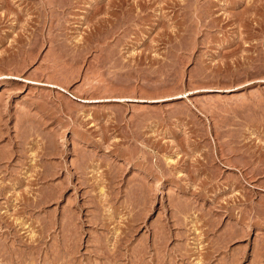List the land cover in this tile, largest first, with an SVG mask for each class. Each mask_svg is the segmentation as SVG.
<instances>
[{"label":"rangeland","instance_id":"1","mask_svg":"<svg viewBox=\"0 0 264 264\" xmlns=\"http://www.w3.org/2000/svg\"><path fill=\"white\" fill-rule=\"evenodd\" d=\"M0 78L3 263L264 264V0H0Z\"/></svg>","mask_w":264,"mask_h":264},{"label":"bare ground","instance_id":"2","mask_svg":"<svg viewBox=\"0 0 264 264\" xmlns=\"http://www.w3.org/2000/svg\"><path fill=\"white\" fill-rule=\"evenodd\" d=\"M5 77V75H2V77L1 78H4ZM0 78V79H1ZM11 78H14V79H17V80H21V81H28V82H32V83H35V82H38V81H33V80H29V79H26V78H24V77H21V76H18V75H12L11 76ZM42 84V83H41ZM45 85H49V86H52V87H57L59 90H61V91H64V92H68V90L65 88V87H63V86H61V85H56V84H51V83H44ZM74 98H78V99H80L82 102H90V101H92L93 99H88V98H80V97H78L77 95H75V94H72V93H70ZM185 96V95H184ZM184 96H182V97H184ZM94 100H99V99H94ZM9 149V148H8ZM212 153V152H211ZM5 156V155H4ZM212 157V156H211ZM214 157V156H213ZM167 159H169V161L171 160V161H173V162H175V158H173V157H171V156H169V158H166V161H167ZM216 159V158H215ZM9 160V159H8ZM210 160V159H209ZM171 163V162H170ZM169 163V164H170ZM167 164H168V162H167ZM5 168H3V169H5V170H3V169H1V167H0V169L1 170H3V171H5L6 173H5V175H3V178H4V182L2 183V182H0V196L2 197V196H5V195H7V197L8 196H10L11 194H8V191H10V189L13 187L14 188V185H16V183L15 184H13V183H11V181L9 182V180H7L6 181V179H10V175H11V172L9 171L10 170V168H9V166H7V165H5L4 166ZM2 171V173H4ZM12 171V170H11ZM37 174V173H36ZM28 175V174H27ZM180 176H182V174L180 175ZM24 179H26L25 177H23ZM22 178V179H23ZM23 179V180H24ZM33 182V181H32ZM32 182H30V183H32ZM28 183H29V181H28ZM85 183V182H84ZM83 183V184H84ZM12 188V189H13ZM135 188V187H134ZM102 189V188H101ZM102 190H104V188L102 189ZM32 192V191H31ZM101 192V191H100ZM102 193V192H101ZM103 193H105V191L103 192ZM141 194V193H140ZM22 196H24V195H22ZM42 196V195H41ZM9 198V197H8ZM8 198H7V200H8ZM24 198V197H23ZM25 198H26V195H25ZM31 198V197H30ZM29 199V198H28ZM27 198H26V200L25 201H27L28 200ZM33 199V198H32ZM32 199H31V202H30V204L29 205H32L31 203H34V202H32ZM37 199H40V198H36V201H37ZM112 199V198H111ZM42 200V199H41ZM151 200V199H150ZM35 201V200H34ZM35 201V202H36ZM39 201V200H38ZM37 201V202H38ZM43 201H44V199H43ZM45 201H47V200H45ZM1 202V201H0ZM36 202V205L39 203H37ZM41 202V201H40ZM35 204V203H34ZM142 204V203H141ZM27 205V204H26ZM124 205V204H123ZM28 207V206H27ZM29 207H31V206H29ZM32 207H33V205H32ZM36 207V206H35ZM126 207V206H125ZM142 209V208H141ZM144 210V209H143ZM146 210V209H145ZM8 211V210H7ZM137 211V210H136ZM139 211V210H138ZM5 213H7L6 211H4ZM3 211L2 212H0L2 215L0 216V224H3L5 221L3 220V218L8 214H5V216L3 215V213H4ZM141 213V212H140ZM139 215V214H138ZM6 218V217H5ZM39 218V217H38ZM132 220V219H131ZM135 221V220H134ZM197 223V222H196ZM4 227V226H3ZM74 231V230H73ZM134 231V230H133ZM130 232H131V230H130ZM46 233V232H45ZM133 234V233H132ZM45 235V234H44ZM41 237H43V234H41ZM40 237V238H41ZM115 237V236H114ZM124 237V236H123ZM39 238V239H40ZM72 238V237H71ZM120 238L121 237H119V238H117V239H119L120 240ZM38 239V238H37ZM123 239V238H122ZM129 239V238H128ZM34 240V239H33ZM41 240H43V238L41 239ZM40 240V241H41ZM71 240V239H70ZM3 241V240H2ZM39 241V240H38ZM37 241V242H38ZM66 241V240H65ZM72 241V240H71ZM118 241V240H117ZM121 241V240H120ZM129 241V240H128ZM116 242V241H115ZM119 242V241H118ZM118 242H116L117 244V246L115 245V247H118ZM127 242V241H126ZM40 243V242H39ZM114 243V242H113ZM121 243V242H120ZM124 243V242H123ZM102 244H104V243H100L99 244V246H97V247H95V249L97 248L98 249V251H99V249L102 247V249H105L104 247H103V245ZM115 244V243H114ZM39 245V244H38ZM76 245V244H75ZM124 245V244H123ZM1 247H2V244L0 245ZM36 246H37V243H36ZM53 246V245H52ZM56 246V245H55ZM120 246H122V244H120ZM119 246V247H120ZM38 247V246H37ZM123 247V246H122ZM121 247V248H122ZM3 248H5V247H3ZM3 248L2 249H0V252H1V250H3ZM12 248V247H11ZM39 248H41V247H39ZM121 248H119L118 250H116L115 252H114V256L112 255V257L114 258L115 257V255L117 256V254H119L120 252V249ZM54 248H52L51 250H53ZM101 249V250H102ZM14 250V249H13ZM13 250H12V252H13ZM40 250V249H39ZM55 251H57L56 249H54ZM106 252H107V247H106ZM114 250V249H113ZM122 250V249H121ZM6 251V250H5ZM8 251V250H7ZM16 251V250H15ZM41 251V250H40ZM109 251L111 252V250L109 249ZM3 252V251H2ZM1 252V253H2ZM11 252V251H10ZM35 253H36V251H34ZM42 252H44V251H42ZM48 252V251H47ZM99 252H101V251H99ZM140 252V251H139ZM6 253H8V252H6ZM16 253H17V251H16ZM39 253V252H38ZM52 253V252H51ZM103 253V252H102ZM109 253V252H108ZM113 253V252H112ZM45 254H46V252H45ZM54 254H56V252L54 253ZM54 254H52V255H54ZM65 254V253H64ZM68 254V253H67ZM74 254V253H73ZM0 255H2V254H0ZM13 255V254H12ZM16 255V254H15ZM56 255H58V254H56ZM98 255V254H97ZM104 255H106V254H104ZM110 255V254H109ZM111 255H110V257H111ZM21 256V255H20ZM45 256V255H44ZM46 256H47V254H46ZM45 256V257H46ZM70 256H72V254L70 255ZM107 256H108V254H107ZM2 257V256H1ZM5 257V256H4ZM9 257V256H8ZM7 257V258H8ZM50 257V256H49ZM118 257V256H117ZM11 258V257H10ZM58 258V257H57ZM1 259V258H0ZM9 259V258H8ZM38 259V258H37ZM54 258H52V260H53ZM73 259V258H72ZM71 259V260H72ZM2 260V259H1ZM0 260V261H1ZM30 260V259H29ZM32 260V259H31ZM45 260V259H44ZM55 261H57V259H56V257H55V259H54ZM5 261V260H4ZM10 261H11V259H10ZM47 261V260H46ZM2 263H3V261H1ZM8 262V261H7ZM13 262V261H12ZM1 263V264H2ZM9 263V262H8ZM27 263V262H26ZM3 264H5V263H3ZM7 264V263H6ZM120 264V263H119Z\"/></svg>","mask_w":264,"mask_h":264}]
</instances>
